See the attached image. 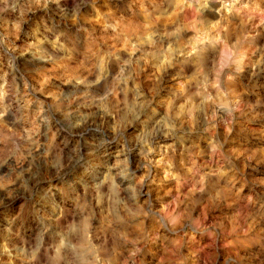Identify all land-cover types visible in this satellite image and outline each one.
<instances>
[{
	"label": "clouds",
	"instance_id": "obj_1",
	"mask_svg": "<svg viewBox=\"0 0 264 264\" xmlns=\"http://www.w3.org/2000/svg\"><path fill=\"white\" fill-rule=\"evenodd\" d=\"M0 264H264V0H0Z\"/></svg>",
	"mask_w": 264,
	"mask_h": 264
}]
</instances>
